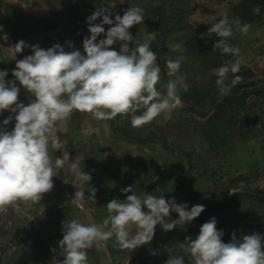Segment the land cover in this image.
Returning <instances> with one entry per match:
<instances>
[{"label": "rangeland", "instance_id": "rangeland-1", "mask_svg": "<svg viewBox=\"0 0 264 264\" xmlns=\"http://www.w3.org/2000/svg\"><path fill=\"white\" fill-rule=\"evenodd\" d=\"M94 1L95 10L106 8L112 19L115 15L122 16L127 8L143 10V23L129 30L134 37L129 46H138L148 39L146 34L152 33L150 49L161 68L156 87L166 94L167 82L183 75L189 86L188 91L178 89L183 106L160 114L143 129L132 127L130 116L97 120L80 112H74L61 123L57 136L62 148H52L50 141L49 154L54 160L66 152L70 159L65 167L55 169L54 188L39 203L17 201L0 213V264H62L65 251L58 243L63 238L62 222L72 219L85 224L94 222L106 230L103 220L107 216V203L112 199L125 200L131 193H122L121 189L129 186L140 197L145 193L166 200L174 197L176 203H187L189 209L204 205L208 210L206 220L216 219L225 243L230 242L233 233L238 238L252 233L264 236V20L247 23L250 30L247 35L242 34L236 21L241 25L246 22L234 12L242 0ZM225 13L234 33L228 43L240 49L239 56L223 54L215 47L221 38L207 31ZM9 18L5 11L0 13V36L7 37L0 40V70H7L6 80L14 79L11 73L16 62L32 54L30 46L38 44L48 49L38 35L33 34L27 40L19 32L14 40L7 31ZM101 20L98 17L95 23ZM104 27L107 31L110 26ZM89 35L87 30L81 35L82 40L72 36L75 42H70L74 45L80 41L79 48H68L67 40L59 35L54 40L65 51L83 53L82 42ZM102 38L103 35L97 40ZM20 40L29 47L14 60L5 49ZM176 45L180 48L174 50ZM112 47L119 51V44ZM180 56L184 59L179 73L169 76L166 61ZM237 59L242 60L239 73L247 75L238 82L241 86L235 84L223 93L213 77H217L220 66H230ZM216 64L220 65L215 67ZM232 74L228 73V79ZM228 79L225 83L230 85ZM197 90L199 99L193 96ZM33 99L21 87L18 102L27 105ZM221 104L224 111L216 109ZM8 115L7 111L0 112V122ZM166 121L170 140L167 144H152L146 152L130 147V140L146 143L149 140L145 138H158ZM13 127L14 121L7 130ZM139 136L145 138L140 140ZM71 162L78 163L80 171L91 176L88 183L75 182L74 171L67 167ZM90 188L97 189L95 203L91 199L83 205L71 202L78 190L90 195ZM171 219H178V215L172 212L165 218L166 222ZM200 221L199 216L183 229L177 227L167 232L157 225L152 241L139 246L128 264H165L175 256H183L185 264H193L185 237L196 238L203 224ZM130 231L135 233L134 228ZM114 244L115 237L106 246L103 242L95 243L87 250V264H117L136 249H122Z\"/></svg>", "mask_w": 264, "mask_h": 264}, {"label": "clouds", "instance_id": "clouds-1", "mask_svg": "<svg viewBox=\"0 0 264 264\" xmlns=\"http://www.w3.org/2000/svg\"><path fill=\"white\" fill-rule=\"evenodd\" d=\"M260 6L253 8L259 14ZM106 8L97 9L86 18L89 36L83 39V53L80 50L65 51L60 44L47 50L38 44L30 46L31 55L16 62L12 71L14 79L6 80L7 70H0V112L9 115L0 122V213L17 201L39 203L43 195L54 188L55 169L65 167L69 154L54 160L49 154V146L60 150L62 144L57 136L58 127L74 112L91 114L97 120H112L118 115L130 116L134 128L142 127L160 114L182 107L178 89L188 91L189 86L183 75L169 80L166 94L157 89L161 68L155 52L150 49L154 37L136 47H130L134 37L130 28L143 23L144 15L140 7L127 8L123 15L110 18ZM101 23H95L97 18ZM105 25L110 27L105 31ZM239 31L247 35L250 25L236 21ZM2 28V26H0ZM221 38L215 47L223 54L239 56L240 49L231 46L228 38L233 37L232 27L225 13L207 30ZM103 35L104 38L97 40ZM0 36V40H6ZM119 44V51L112 46ZM29 45L20 40L5 49L12 59ZM68 48H73L67 42ZM176 45L174 50L179 49ZM184 57L166 61L168 75L179 73ZM241 59L216 70V85L227 93L243 77L236 75L231 84H226L228 73L240 71ZM19 85V87L17 86ZM21 87L34 99L25 105L18 102ZM142 111V114L136 113ZM14 121L9 131L7 126ZM75 182H89L91 176L81 172L79 164L71 162ZM97 189L90 188L85 196L78 190L71 202L86 204L89 199L95 203ZM131 193L126 199L110 200L107 216L103 220L106 230L93 223H80L76 219L62 222L63 238L58 242L64 249L62 264H87L88 253L95 243L107 242L115 237L114 247L133 250L149 244L159 225L164 231L184 228L205 210L204 205L176 203L175 198L165 199L145 193L140 197L133 193L131 186L121 189ZM175 212L178 219L166 222L165 218ZM216 219L203 223L195 239L185 237L187 251L193 264H264V236L252 233L237 237L232 234L228 243L222 241L223 230L216 227ZM135 229L133 234L130 229ZM128 264V261H125ZM165 264H185L183 256L168 258Z\"/></svg>", "mask_w": 264, "mask_h": 264}, {"label": "crops", "instance_id": "crops-1", "mask_svg": "<svg viewBox=\"0 0 264 264\" xmlns=\"http://www.w3.org/2000/svg\"><path fill=\"white\" fill-rule=\"evenodd\" d=\"M93 2L95 1L1 0L0 9L3 10L0 13L3 14L5 11L6 15L10 17V22H8L9 27H7V31L13 36V38L15 34H18L19 32L26 35L25 37H28L27 40L30 39L33 34L35 37L36 35H38V37L43 38V43H46V47L49 48L56 43L54 40L55 35L64 37L67 42H75V38L72 39V36H78V40L80 38L82 40L81 35L86 34L88 30L86 18L96 11L95 7H97V5L96 3L93 4ZM11 9H13L14 11H12ZM88 10L94 11L89 12ZM80 44L81 42L78 41L73 45V47L79 48ZM197 92H199V90ZM193 96L199 99V95ZM163 125L164 130L161 133H158V138L152 139L145 138L144 136H139L138 138L140 140L145 138L149 141L146 143H142L144 141L130 140V147L140 149V152H146V149L152 144H167V142L170 141L167 135L168 122L166 121ZM155 141H158V143H153Z\"/></svg>", "mask_w": 264, "mask_h": 264}, {"label": "trees", "instance_id": "trees-1", "mask_svg": "<svg viewBox=\"0 0 264 264\" xmlns=\"http://www.w3.org/2000/svg\"><path fill=\"white\" fill-rule=\"evenodd\" d=\"M256 6H260L261 11L259 14H254L253 12V8ZM235 14L239 15L242 19V21L246 22V23H253V22H257V21H262L264 20V2L260 1V0H242V2L234 9ZM204 50H206V45L203 46ZM220 64H216L215 67H218ZM239 75L241 77H245V75H247V73H235L229 76V81L232 82V80L234 79V76ZM218 77L214 76L213 77V81L217 80ZM244 79V78H243ZM238 84V82L236 83ZM216 85V82H215ZM239 86H241L240 84H238ZM198 91V90H197ZM195 92L194 95L198 96L200 94V92ZM234 98V97H233ZM232 98V99H233ZM231 99V98H228ZM216 109L218 111H224L225 106L223 104L216 106ZM208 210L203 211L200 214L201 217V223H205L209 220V218L206 220V215H207Z\"/></svg>", "mask_w": 264, "mask_h": 264}, {"label": "water", "instance_id": "water-1", "mask_svg": "<svg viewBox=\"0 0 264 264\" xmlns=\"http://www.w3.org/2000/svg\"><path fill=\"white\" fill-rule=\"evenodd\" d=\"M3 32V31H2ZM21 59H23V58H21ZM14 60H17L16 58L14 59ZM20 60V59H19ZM138 248H139V246L133 251V252H131L124 260H122V261H118V263L117 264H122V263H125V261L127 260H130L133 256H134V254H135V252H137V250H138Z\"/></svg>", "mask_w": 264, "mask_h": 264}]
</instances>
